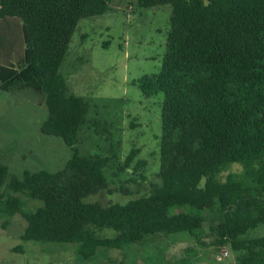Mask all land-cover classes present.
Here are the masks:
<instances>
[{
    "label": "trees",
    "instance_id": "trees-1",
    "mask_svg": "<svg viewBox=\"0 0 264 264\" xmlns=\"http://www.w3.org/2000/svg\"><path fill=\"white\" fill-rule=\"evenodd\" d=\"M113 1L0 0V91L42 96L41 134L72 153L60 170L24 171L21 178H8L0 165V188L43 201L25 213L9 196L0 213L22 216V240L75 244L83 259L99 247L120 249L158 234L193 236L207 223L212 245L236 253L233 264H264V237L240 239L264 227V0H135L143 8L172 7L160 73L133 82L145 97L164 93L161 185L124 205L102 206L84 200L110 192L103 174L110 159L74 152L89 104L68 92L59 69L76 24L103 15ZM12 22L24 50L10 61L3 40ZM232 164L240 172L221 180ZM105 229L114 237L98 238Z\"/></svg>",
    "mask_w": 264,
    "mask_h": 264
},
{
    "label": "rangeland",
    "instance_id": "rangeland-1",
    "mask_svg": "<svg viewBox=\"0 0 264 264\" xmlns=\"http://www.w3.org/2000/svg\"><path fill=\"white\" fill-rule=\"evenodd\" d=\"M171 15L170 4L143 8L135 0H114L103 15L80 20L73 30L59 73L68 92L89 104L87 122L73 150L80 157L110 159L103 171L110 192L102 190L86 198L85 203L124 205L149 194L151 185H161L158 174L164 93L145 97L133 82L160 73ZM5 28L0 21L2 32ZM9 32L3 42L11 49L7 59L13 61L23 55L24 47L13 22ZM46 117L42 96L29 90L0 91V165L7 167L8 178H21L24 171H57L71 158L70 148L61 139L41 134ZM129 157L131 163L126 168ZM138 162L143 163L141 168ZM229 172H240L239 165H230L221 180ZM9 196L21 201L25 213L43 207L42 200L6 187L0 188V207ZM25 226L21 215L0 213V264H178L182 260L233 264L236 259L228 246L218 249L212 245L207 223L193 236L158 234L142 244H126L120 249L99 247L88 259L77 255L75 244L22 240ZM114 235L111 229L97 232L100 239ZM261 237L264 227L260 225L240 239ZM224 250L228 256L219 260Z\"/></svg>",
    "mask_w": 264,
    "mask_h": 264
},
{
    "label": "built area",
    "instance_id": "built-area-1",
    "mask_svg": "<svg viewBox=\"0 0 264 264\" xmlns=\"http://www.w3.org/2000/svg\"><path fill=\"white\" fill-rule=\"evenodd\" d=\"M227 256H228V252L224 250V251L221 252L219 260L226 259Z\"/></svg>",
    "mask_w": 264,
    "mask_h": 264
}]
</instances>
